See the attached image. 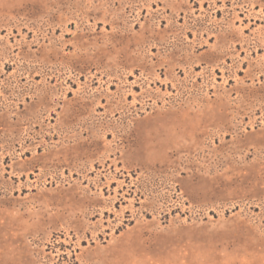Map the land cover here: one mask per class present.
Listing matches in <instances>:
<instances>
[{"label": "rangeland", "instance_id": "1", "mask_svg": "<svg viewBox=\"0 0 264 264\" xmlns=\"http://www.w3.org/2000/svg\"><path fill=\"white\" fill-rule=\"evenodd\" d=\"M0 264H264V0H0Z\"/></svg>", "mask_w": 264, "mask_h": 264}]
</instances>
